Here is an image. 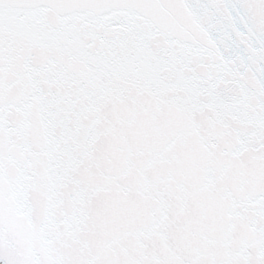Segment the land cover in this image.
Listing matches in <instances>:
<instances>
[{"label": "snow or ice", "instance_id": "1", "mask_svg": "<svg viewBox=\"0 0 264 264\" xmlns=\"http://www.w3.org/2000/svg\"><path fill=\"white\" fill-rule=\"evenodd\" d=\"M0 264H264V0H0Z\"/></svg>", "mask_w": 264, "mask_h": 264}]
</instances>
